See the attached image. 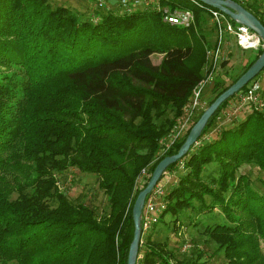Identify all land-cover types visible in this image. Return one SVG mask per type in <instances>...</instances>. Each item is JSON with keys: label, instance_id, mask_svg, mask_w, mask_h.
<instances>
[{"label": "trees", "instance_id": "16d2710c", "mask_svg": "<svg viewBox=\"0 0 264 264\" xmlns=\"http://www.w3.org/2000/svg\"><path fill=\"white\" fill-rule=\"evenodd\" d=\"M157 1L169 11L190 9L193 22L171 24L152 6L101 7L81 17L68 4L49 0H0V264L127 263L133 202L156 163L177 151L201 114L203 108L186 134L156 156L158 140L184 112L203 76L206 50L216 41L203 32L210 5ZM236 1L264 24V0ZM262 49L261 43L228 84L216 80L207 104ZM155 52L162 55L156 63ZM246 86L220 103L200 136ZM193 147L165 168L182 161L186 170L177 174L167 206L151 226L143 231L140 224L135 264H204L208 242L223 264H264V192L238 172L245 163L264 169V110L251 109ZM68 167L99 176L108 199L104 212L74 202L58 187L55 173ZM143 167L147 174L138 184ZM195 201L199 210L218 205L225 219L202 220L203 248L176 259L170 248L154 245L151 231L165 215L173 216L176 230Z\"/></svg>", "mask_w": 264, "mask_h": 264}, {"label": "rangeland", "instance_id": "374dc122", "mask_svg": "<svg viewBox=\"0 0 264 264\" xmlns=\"http://www.w3.org/2000/svg\"><path fill=\"white\" fill-rule=\"evenodd\" d=\"M49 1L52 5L68 4L69 6H71V8L77 11L81 17H87L88 14H92L94 11L96 12L97 10H103V8L95 5L97 4V0ZM157 2V0H151L150 4L156 5ZM107 3H109L108 0ZM160 6L163 7L162 5ZM110 8L121 10L119 6H117V4L110 6ZM104 9L107 8L104 7ZM210 19V16H208L205 23L203 24V32H205L206 37L210 39V41L212 40L214 42L216 32ZM261 43L262 42L260 40L259 45H261ZM255 53L256 48H242L238 44L237 38L235 39V37L227 35V42L224 45L223 53L219 58L220 61L214 70L213 76L210 81H208L203 86L204 88L202 90V99L204 100V104L201 108L204 109L208 105L207 103L209 99L212 98L215 92L213 90L215 81L219 80V86L221 87L225 84H228L245 67L247 61L251 59L255 55ZM161 56V53L155 52L151 55V59L156 63L160 60ZM206 64L207 60L204 64L203 74L208 70ZM249 82L251 85L256 84L257 86H259L261 94L264 97V91H262L264 89V69ZM249 82H247V84ZM251 109H255L252 107L251 103L241 102L238 95H235L228 102V104L221 109L220 113L214 120V124L209 127L201 136L199 135V137L195 141L198 143H194L193 148L197 147L201 143L212 140L220 127H230L235 125ZM198 111H196L195 115L198 113ZM181 165L182 162H178V164H175V166L170 168L168 171L165 170L159 177V179L162 178V182L164 183L165 206L158 213L162 212L167 206V193L169 192L170 188L176 184L177 174L186 170V168H182ZM145 169L146 173L144 174L143 178L147 174V168L145 167ZM141 170L139 174L141 173ZM241 171L247 173L251 185L254 189H256L258 192H264V169H261L254 163H245L238 170V172ZM55 174L57 176L58 187L65 191V193L71 200H73L74 202H77L79 200L86 202L87 204L94 207L95 211L98 214H101L107 209V193L104 192L102 186L99 185L98 175L91 172L79 171L74 167H68L63 171H57ZM141 181L142 178L140 179L138 184ZM205 200L206 202L210 203L211 197L206 195ZM199 205H201V203L195 201L194 208H187L186 210H184L185 214H183V218L181 219V225L174 231H171V227L173 225V216L165 215L163 220H161V222L159 221L151 231V239L154 241V245L158 248H170L175 254L176 259H186L193 255L196 256L194 249L196 247L203 248V242L206 238V234H204L202 231V220H206L207 222L212 223L225 219L218 205H214L213 208L209 211L207 210V207H203L201 210L197 209ZM191 221H198V224L194 225L191 223ZM166 237V243L164 245L160 244V242L164 241ZM215 246V243H207V247L209 249H206V251L203 252L202 256V259H205L204 264H223V262L221 261L220 252H212ZM261 246L264 249V241H261ZM176 259L173 258V261H175Z\"/></svg>", "mask_w": 264, "mask_h": 264}, {"label": "built area", "instance_id": "2783aa9c", "mask_svg": "<svg viewBox=\"0 0 264 264\" xmlns=\"http://www.w3.org/2000/svg\"><path fill=\"white\" fill-rule=\"evenodd\" d=\"M108 2L109 3H107V0H97V4L95 5L109 8L111 6L110 2H115L114 4H117V6L127 11L138 6H152L163 11V19L165 21L183 26L190 25L194 19L193 12L190 9L169 11L166 6L161 7L158 2L156 5L150 4L151 0H108ZM209 13L212 22L216 26V41L212 47L206 50V66L208 70L193 86L184 112L175 119L172 129L158 140L160 147L157 151V157L164 154L167 149L186 134L196 111L203 107V86L210 81L213 76L214 70L220 61L219 58L223 53L224 45L227 42V35H231L235 37V39L237 38L238 44L242 48L257 49L261 40L255 30L243 23L231 21L230 17L221 10L211 6L209 8ZM236 95H238L241 102L251 103L252 107L255 109H264V97L261 94L259 86L256 84L251 85L249 82L247 86ZM195 143L197 144L198 142ZM178 162L176 164H178ZM145 173L146 169L144 167L137 176V180H140ZM164 196V183L162 182V178H160L145 196L140 217L141 230L146 231L153 221H155L158 212L165 206Z\"/></svg>", "mask_w": 264, "mask_h": 264}, {"label": "water", "instance_id": "95a60500", "mask_svg": "<svg viewBox=\"0 0 264 264\" xmlns=\"http://www.w3.org/2000/svg\"><path fill=\"white\" fill-rule=\"evenodd\" d=\"M207 5L215 7L234 21L243 23L255 30L262 40L263 49L257 58L244 70L233 82L222 90L201 112L197 120L190 127L184 141L177 151L164 155L154 166L145 186L139 190L132 206V217L134 222L133 238L129 246L127 263L135 264L138 252V242L140 238V217L146 194L150 191L155 182L164 172L165 168L172 162L178 160L195 143L199 137L208 118L215 112L220 103L238 91L244 84L250 81L264 66V24L249 9L236 0H198Z\"/></svg>", "mask_w": 264, "mask_h": 264}, {"label": "crops", "instance_id": "0c3cea01", "mask_svg": "<svg viewBox=\"0 0 264 264\" xmlns=\"http://www.w3.org/2000/svg\"><path fill=\"white\" fill-rule=\"evenodd\" d=\"M110 4H111V6H112V5H115L114 3H110Z\"/></svg>", "mask_w": 264, "mask_h": 264}]
</instances>
